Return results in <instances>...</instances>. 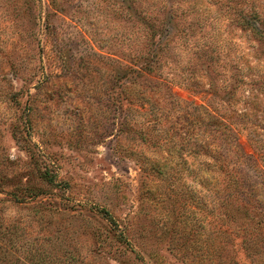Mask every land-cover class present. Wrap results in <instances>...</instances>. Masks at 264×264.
<instances>
[{"label":"rangeland","instance_id":"rangeland-1","mask_svg":"<svg viewBox=\"0 0 264 264\" xmlns=\"http://www.w3.org/2000/svg\"><path fill=\"white\" fill-rule=\"evenodd\" d=\"M254 143L264 0H0V263L264 264Z\"/></svg>","mask_w":264,"mask_h":264},{"label":"trees","instance_id":"trees-1","mask_svg":"<svg viewBox=\"0 0 264 264\" xmlns=\"http://www.w3.org/2000/svg\"><path fill=\"white\" fill-rule=\"evenodd\" d=\"M216 128H219L218 126H223L225 128H228L226 124H224L223 122L220 123V121L218 119H215L214 123H213ZM219 130V129H217ZM216 130V133H217ZM227 136H231V133H225ZM218 139H221L220 137H218ZM236 140V139H235ZM223 141V139H222ZM255 144V143H254ZM216 145V144H215ZM217 145H219V147H221L222 142L219 141L217 142ZM254 150L258 153V152H263L264 148L259 146V145H253ZM203 156H206V154H203ZM260 160L262 162H264V156H260L259 157ZM225 163L222 161H215L214 162V170L219 173L222 174L224 177V181H223V185L222 187L225 190V195L226 198L229 201H233L230 206L228 205V213L232 216V217H236L237 215H245L246 213L250 214V212H252L253 210H256L255 207H253L249 202L251 201V199L248 197L250 194V191H247L245 189V187L242 185L241 179L238 176V174L236 173V171H234L233 173L231 172V170H228V168L224 165ZM252 219V218H250ZM257 224H259L257 222ZM114 237H116V235H114ZM117 237H122V234L120 233L119 235H117ZM116 237V238H117ZM121 242H126L125 239H120ZM127 244V243H126ZM0 264H3L2 262Z\"/></svg>","mask_w":264,"mask_h":264}]
</instances>
